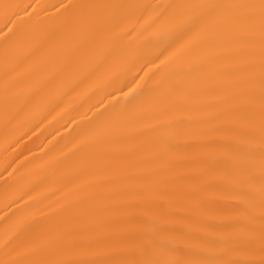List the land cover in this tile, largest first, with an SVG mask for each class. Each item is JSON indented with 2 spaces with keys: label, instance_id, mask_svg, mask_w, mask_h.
I'll use <instances>...</instances> for the list:
<instances>
[{
  "label": "snow or ice",
  "instance_id": "6c2138e0",
  "mask_svg": "<svg viewBox=\"0 0 264 264\" xmlns=\"http://www.w3.org/2000/svg\"><path fill=\"white\" fill-rule=\"evenodd\" d=\"M0 48L6 133L86 109L0 264H264V0H0Z\"/></svg>",
  "mask_w": 264,
  "mask_h": 264
},
{
  "label": "bare ground",
  "instance_id": "6f19581e",
  "mask_svg": "<svg viewBox=\"0 0 264 264\" xmlns=\"http://www.w3.org/2000/svg\"><path fill=\"white\" fill-rule=\"evenodd\" d=\"M19 3H29L32 0H15ZM46 3H54L56 0H42ZM105 2L114 3H164L169 0H105ZM3 49L0 48V101H2V87H3ZM81 100L80 98L70 97L66 103L67 112L60 111V114L53 113L44 120L39 127H35L37 122L32 116H25L16 122L14 128L10 129L7 133L5 131L2 117H0V238L3 237L5 231V221L7 217H11L13 213L24 204V201L13 203V200L18 195V190L22 189L26 184L30 183L34 176L31 174V169L24 168V178L15 188L6 190L4 179L8 176L13 168L18 166L23 168L25 164L30 161L36 162L37 158L43 155L45 147L52 145H63L71 138V130L76 126V123L84 122V111H74V107H78ZM0 111H2V103H0ZM91 116V112L88 113ZM72 116L76 117L74 123H66ZM11 165V167H8ZM8 172H5V168ZM13 175H16L15 173ZM11 180V177H9ZM59 193H57V196ZM55 199V197H53ZM2 255V253H0Z\"/></svg>",
  "mask_w": 264,
  "mask_h": 264
}]
</instances>
